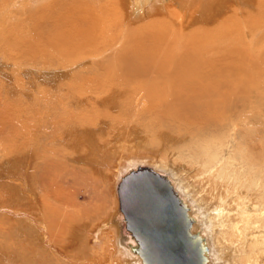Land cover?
<instances>
[{"label": "rangeland", "instance_id": "374dc122", "mask_svg": "<svg viewBox=\"0 0 264 264\" xmlns=\"http://www.w3.org/2000/svg\"><path fill=\"white\" fill-rule=\"evenodd\" d=\"M25 1L30 5L29 3L26 5L24 0H0V96L2 97H0V115L5 119L1 122L3 130L0 132V139L6 132L7 117L10 115L8 113L7 117L5 116L7 111L12 110L13 114L14 110L17 115L27 120V128L16 134L18 137L14 144L0 141V172H2L0 173V264L119 263L115 252L119 249L117 243L119 227L114 220L118 209L116 178L131 162L158 168L162 166L168 168L169 165L168 169L179 171L182 175L179 176L183 177L182 180L185 178L183 181L187 183V187L198 194L202 200L200 201L205 202L204 205L210 207L208 211L214 227L215 244L218 250L225 249L226 252L222 250V253L225 255L226 263L264 264V100H261L264 99V89L261 91L256 88L252 119L244 123L240 118L248 111L246 108L242 110L240 99L228 98L227 102L232 105L233 111H223L222 107L225 105L223 97L226 95L224 87L220 85L216 87L208 83L206 106L221 103V106L216 108L220 115L229 117L235 114V121L228 123V120L216 119L211 125V130L203 135L197 134V124L207 122L208 117L200 116V111L195 114L193 111L188 112L187 105L183 106L171 100L164 103L160 101L158 108L164 112L173 109L181 113L185 110L187 123L192 127L190 129L182 126L160 128L157 132L155 129H149V124L143 121L150 117L148 112L152 98L150 99L149 93L145 91L138 93V98L136 93L132 92L130 97L132 105L128 104L125 107L124 104L122 105L125 114L115 109L110 111L112 117L116 114L121 115V120L114 121L115 123L104 116L103 112H106L103 110L104 107L96 105L92 108L93 111L83 107L81 113L86 111L87 116L94 117L97 122L90 126H79L80 132L74 131L71 140L63 144L65 125L62 123L56 126L43 125L42 120L39 119L44 118L46 121V113L50 116L62 115L61 103L70 104L66 95L59 93L73 89L77 84L71 82L66 75L73 73L80 80L90 79L92 76L88 68L90 60L84 59L65 64L56 59L52 65H49L46 56L41 54H38L40 57L20 59L22 53L19 51V45L26 47L29 41L28 38L21 36L26 34L22 30L26 28L24 24H29L28 28L31 26L30 15L27 12L34 14L35 10H38L36 13L39 14L49 10L46 13L49 15L60 10L55 6L49 8L50 0ZM60 2L61 0L59 4ZM80 2L83 7L88 8V3L82 0ZM150 2L151 0H147L145 3ZM188 3L189 1L184 4L185 8H188ZM234 3L237 4L235 0ZM238 3L240 5V1ZM110 5L114 8L110 16L115 17L117 6L119 8L120 5L114 2ZM28 7H31V10ZM134 13H138L136 9ZM166 19L167 16H164V20ZM124 21V33L128 34L130 31L128 29L134 27L135 21L129 17ZM143 25L145 26V23ZM146 31L157 32L151 30L149 26H146ZM44 33L46 32H43V35ZM246 38L251 42L253 36L248 34ZM120 45L121 43L118 44ZM255 45L259 46L257 43ZM263 47L264 39L261 51ZM38 49L39 47H36L37 52ZM77 50V47L72 48L73 52ZM108 52L111 54V50ZM247 64L248 62H244L245 66ZM260 83L263 85V81ZM188 90L190 93L199 92L191 87ZM248 91L247 86L242 95H246ZM126 98L128 100V96ZM94 100L95 103H101L100 99ZM49 103L54 104L53 108L45 111L44 106ZM4 105L6 107H3ZM154 107L156 108L155 105ZM71 109L79 112L71 106L67 110ZM62 117L61 121H63ZM103 123H106V126L103 127ZM111 123L112 125H109ZM10 127L15 128L16 124ZM52 131L54 138L44 137L46 133ZM26 136L31 138L32 147L35 143L34 147H40L39 156L31 157L28 162L21 163L19 160L25 153L28 154L27 150L30 148L25 140ZM5 147L7 150L10 147L17 149L9 153L7 150L3 151ZM46 147L49 149L47 150ZM64 148L69 152H65ZM79 149L83 151L79 152ZM257 152H260L261 156ZM84 154L86 156L92 154V164L100 163L98 169L83 163ZM210 155L219 158L213 168L214 162H211L213 158L208 157ZM225 161L231 162L226 164ZM46 164H50L52 169ZM223 164L225 169L220 167ZM221 172L223 177L219 174ZM114 212L116 213L112 216ZM110 219V226L114 228L105 226L98 232L97 229L100 228L98 225L101 223L105 225L104 223ZM237 240L240 242L238 243ZM245 250H248L247 254ZM249 250L253 253H249Z\"/></svg>", "mask_w": 264, "mask_h": 264}, {"label": "bare ground", "instance_id": "6f19581e", "mask_svg": "<svg viewBox=\"0 0 264 264\" xmlns=\"http://www.w3.org/2000/svg\"><path fill=\"white\" fill-rule=\"evenodd\" d=\"M50 1L51 4L48 2L50 4L49 8L55 6L59 7L60 10L49 15H46L49 10L47 12L42 11L39 14H37L38 10H35L34 14L27 12V14L30 15L29 21L31 26L28 28L29 24H24L26 28L22 30L26 34H21V36L28 38L29 41L26 47L19 45V51L22 53L19 58L40 57L38 54H41L46 56L49 65H52L56 59L65 64L84 59L90 60L88 67L89 71L92 73L90 79L80 80L79 77L73 73L66 75L71 82L77 84L73 89L59 93L60 95L65 94L70 104L61 103L62 115L56 114L50 116L49 113H46V121H44V118L39 119L36 117V119L42 120L43 125L48 124L56 126L61 123L65 125L64 127L66 130H64L63 133V141L65 143L63 142V144L71 140V137L74 136V131L79 133V128L90 126L97 122L93 119L94 117L91 118L87 116L86 111L83 114L81 113L83 107L92 110L96 105L102 106L105 108H103V110L106 112H103V114L106 118L113 122L120 121L121 115L115 113L116 115L112 117L109 113L115 109L117 112L125 114L126 111L123 110L124 108L122 105L124 104L125 107L131 104L132 99H130V97H132V92L136 93L137 96L138 93L145 91L149 93L150 99L152 98L151 108L148 112L150 117H147L148 120H144L143 122H147L149 124V129H155V132L160 128L182 126L183 128L190 129L192 127L191 124L187 123L185 110L182 111L184 116L181 115L182 112H179V114L173 109L168 110L169 112H164L158 108V103L160 104V101H163V103L168 100H171V102L176 101L183 106L187 105L188 112L193 111V114H195L200 111V116L208 117L207 122L205 121L197 124L198 135L208 133L211 130L212 123L215 122L216 119L221 121L228 120V123L235 121V114L229 117L220 115L216 108L220 107L221 103L206 106L208 105L206 102L208 83H212L216 85V87L218 85L224 87L226 95L223 97V100H225V105L222 107L223 111H233L232 105L229 104L227 100L230 97H234L235 99H240L242 110L246 108L248 111L241 116L240 121L248 123L249 120L252 119L251 115L255 110L254 105L256 103H254V97H256L255 92H257L255 90L256 88L258 90L264 89V47L262 48L263 52L261 51V44L264 39V0H235L237 4L234 3V0H199V2L196 0H151L148 4L145 3L147 0H82L84 3L89 4L88 8L83 7L80 0H61L60 4L59 0ZM187 1H189L187 5L188 8H185L184 4ZM238 1H240V5ZM4 2L2 3H4V7H6V1ZM111 2L120 5L119 8L117 6L118 11L115 17L110 16V13L114 10L113 6L110 5ZM24 3H26L25 0ZM42 6H44V4ZM39 7L41 9V6ZM28 8L31 10V7ZM135 9L138 12L136 14L134 13ZM164 16H167L166 20H164ZM128 17L134 20L135 24L133 25L134 29L128 27L130 31L126 34L127 32L124 33L123 29L125 26L124 19ZM144 23L145 26L143 25ZM146 26H149L151 30H157V32L150 33L146 31ZM43 32H46L44 33L45 35H43ZM248 34L253 36L251 42H248V38H246ZM120 43L121 45L118 46ZM256 43L259 44L258 47L255 45ZM36 47H39L38 52L36 51ZM73 47H77L78 50L73 52ZM109 50H111V54L108 52ZM244 62H248V64L245 66ZM63 68L69 69L65 66H63ZM243 77L246 79H242ZM262 81L263 85L260 83ZM247 86L249 87L248 93L242 95ZM190 87L199 90V92L190 93L188 90ZM37 91L40 92L39 89ZM7 93H5V95ZM25 93L26 96H28L27 90ZM39 94H41V92ZM257 95L260 96L261 94ZM126 96H128V100ZM76 97H78V99H76ZM9 98H11V96ZM94 99H100L101 103H95ZM261 100L264 99L262 98ZM40 101L42 100L40 99ZM2 102H4V100ZM7 105L8 104H6V106ZM53 105V103L47 104L44 106V110H51ZM6 106L4 105L3 107ZM70 106L74 107L75 110L79 112L72 109L67 110ZM13 112L12 114V110H9L5 113V116L8 113H10V115H8V117L6 116L8 118V123L6 122V132L4 131L5 134H3L4 136L2 135L3 137L0 139V141H5L10 144H14L18 137L16 135L18 132H22V130L27 128V120L17 115L14 110ZM61 116L64 117H62L63 121H61ZM95 119L97 120V118ZM2 120L5 121L3 116L0 115V132L3 130L1 128ZM78 122H82L83 124L79 125L77 124ZM112 123L109 125H112ZM12 124H16V127H10ZM104 126H106V123L103 127ZM132 127L133 125L130 127L131 130L133 129ZM53 135L54 133L52 131L46 133L44 137L54 138ZM28 137L29 136H26L25 140L30 148L27 150L28 154L25 153L19 160L21 163L28 162L31 157L39 156L38 150L40 147H34L35 143L33 144V148L31 145L32 140L29 137V142ZM4 149L3 151L6 152V147ZM15 149H17V147H15ZM15 149L10 147L7 151L13 153ZM46 149L48 150L49 148L46 147ZM47 150H45V152ZM64 151L69 152L66 148H64ZM82 151L83 149H79V152ZM97 152L98 150L96 153ZM257 154L261 156L260 152H257ZM90 155L91 156H86V154L83 155L85 158L83 163L85 162L84 164H89L91 167L94 166V168L97 167L98 169L100 163L96 162L92 164L93 157L92 154ZM213 155L208 156L213 158L211 159V162H214L212 168L216 166L219 160L218 157H211ZM252 159H254L253 156ZM122 162L124 161L122 160ZM230 162L225 161L224 163L228 164ZM46 165H48V168L52 169L50 164ZM224 166L223 164V166L220 167L225 169ZM138 167H150L170 178L176 191L190 206V212L195 217L193 230L200 233L206 241L208 247L207 253L211 263L228 264L224 261L225 255L222 253V250L225 251V249L220 248L221 250H218L215 244L214 227L211 223L210 212L208 211L210 207L206 204L204 205V201L201 202L202 200L198 197V194L192 191L189 186L187 187V183L183 181L185 178L183 180L181 179L183 177L180 178L179 171L168 169L169 165L168 168H163L164 166L158 168L153 165L134 162L124 167L123 171L119 173L118 178H116L117 183L115 190L118 200V209L117 213H112V216L116 213L114 220L119 227L117 242L119 249L115 251L116 259L119 261L117 264H157L156 261L150 259L149 256L147 257L146 253L139 249V243L133 238L121 211L120 187L122 185V179L125 175ZM116 169L118 168L116 167ZM219 174L223 177L222 172ZM24 178L26 179L27 177ZM21 181L23 182V180ZM139 196L140 195L136 196L138 201L136 206L140 208L143 213H150L151 209L148 206L150 199L145 197L143 201H141ZM216 211L218 212V209H216ZM111 219L105 222V225L102 223L98 225L100 228H98L97 231L100 232L105 226L109 227ZM115 240L116 239H114V241ZM239 242L240 241H238V243ZM245 253L247 254L248 250H245ZM249 253H251L250 250ZM186 260L187 258L185 256H179L175 253L168 257L167 262L171 264H180Z\"/></svg>", "mask_w": 264, "mask_h": 264}, {"label": "water", "instance_id": "95a60500", "mask_svg": "<svg viewBox=\"0 0 264 264\" xmlns=\"http://www.w3.org/2000/svg\"><path fill=\"white\" fill-rule=\"evenodd\" d=\"M121 184L124 221L147 257L157 264H171L167 259L176 253L187 258L180 264H212L206 241L193 230L195 217L190 206L168 176L150 167H138L125 175ZM138 195L141 201L150 199V213L136 206Z\"/></svg>", "mask_w": 264, "mask_h": 264}]
</instances>
